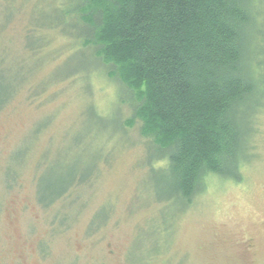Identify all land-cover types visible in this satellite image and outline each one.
Here are the masks:
<instances>
[{"label": "rangeland", "instance_id": "374dc122", "mask_svg": "<svg viewBox=\"0 0 264 264\" xmlns=\"http://www.w3.org/2000/svg\"><path fill=\"white\" fill-rule=\"evenodd\" d=\"M17 2L0 0V98L15 90L0 110V264H264V103L241 124L252 155L243 181L212 177L185 211H162L148 141L140 122L127 123L133 109L116 101L118 82L95 63L82 70L80 52L67 59L81 49L97 58L86 25L46 26L71 0H39L40 10L24 0L26 13ZM256 10L244 64L256 84L250 103L264 100L263 0ZM34 34L43 41L32 50ZM73 171L92 180L45 206L40 174L44 186Z\"/></svg>", "mask_w": 264, "mask_h": 264}, {"label": "trees", "instance_id": "16d2710c", "mask_svg": "<svg viewBox=\"0 0 264 264\" xmlns=\"http://www.w3.org/2000/svg\"><path fill=\"white\" fill-rule=\"evenodd\" d=\"M6 1L7 7L11 6L12 0ZM261 3L71 0V4H61L64 8H58L59 14L46 25L53 28L64 23L62 30L66 32L71 29V19L75 25V18L86 25L81 35L97 58L86 57L81 49L67 59L80 52L87 63L82 70H89L95 63L118 82L116 101H127L133 109L127 123L132 126L140 122L141 135L148 141L146 165L157 178L156 201L164 203L162 211H185L196 203L212 177L243 181V169L252 155L244 154L246 133L241 124L260 112L264 103L261 99L250 103L256 84L244 69L247 53L253 49L251 31L257 24L256 9ZM16 5L26 13L24 0ZM42 6L38 4V8ZM42 26L36 23L33 29L46 28ZM40 37L28 35L32 50L40 47ZM260 63L263 68L264 60ZM260 67L259 74L264 73ZM74 75L57 83L75 81L78 76ZM52 85L56 83L32 90L35 95H44ZM14 93L0 98V110ZM248 138L251 140L252 135ZM42 175L38 192L45 206L72 186L92 180L73 171L70 179L62 177L43 186Z\"/></svg>", "mask_w": 264, "mask_h": 264}]
</instances>
